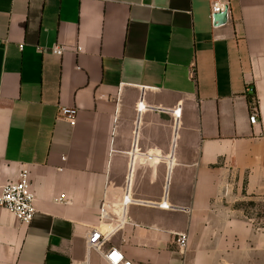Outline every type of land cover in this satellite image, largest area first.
Masks as SVG:
<instances>
[{
    "label": "crops",
    "instance_id": "0c3cea01",
    "mask_svg": "<svg viewBox=\"0 0 264 264\" xmlns=\"http://www.w3.org/2000/svg\"><path fill=\"white\" fill-rule=\"evenodd\" d=\"M23 169L37 210L23 223L0 208V264H108L88 233L128 192L105 249L264 264V227L222 204L231 184L264 195V0H0V183Z\"/></svg>",
    "mask_w": 264,
    "mask_h": 264
},
{
    "label": "built area",
    "instance_id": "2783aa9c",
    "mask_svg": "<svg viewBox=\"0 0 264 264\" xmlns=\"http://www.w3.org/2000/svg\"><path fill=\"white\" fill-rule=\"evenodd\" d=\"M229 6L224 2L213 1L211 17L215 24H218L215 15L221 12H227L228 18ZM52 51L55 54L62 55L64 48L62 46H55ZM251 91V88H248ZM143 102L139 103V109L145 108ZM178 119L181 116V107L170 110ZM78 110L76 107L61 106L59 109L58 117L68 120L71 124L76 123ZM251 124H256L260 120V112L256 102L253 103V108L249 117ZM60 202H66V194H61L58 198ZM131 195L126 193L120 203L118 212L114 211V204L111 203L106 197L102 201L101 222H106L105 225L93 227L87 237L89 249L98 251L108 264H137L117 247L109 245L106 249L105 246L111 237L118 231L124 224V217L126 207L130 202H133ZM156 205L164 208H169L170 205L166 200L156 203ZM0 208L7 209L13 213L21 222L30 223L36 213L35 194L32 190V182L30 171L23 169L20 173V178L16 182L0 183ZM175 244L181 250H185L188 246V236L186 234H178L175 237ZM77 264H88L87 262Z\"/></svg>",
    "mask_w": 264,
    "mask_h": 264
},
{
    "label": "rangeland",
    "instance_id": "374dc122",
    "mask_svg": "<svg viewBox=\"0 0 264 264\" xmlns=\"http://www.w3.org/2000/svg\"><path fill=\"white\" fill-rule=\"evenodd\" d=\"M222 204L237 210L241 217L250 219L255 228L264 227V195L249 193L240 186L231 184L229 193L223 196Z\"/></svg>",
    "mask_w": 264,
    "mask_h": 264
},
{
    "label": "water",
    "instance_id": "95a60500",
    "mask_svg": "<svg viewBox=\"0 0 264 264\" xmlns=\"http://www.w3.org/2000/svg\"><path fill=\"white\" fill-rule=\"evenodd\" d=\"M215 19L217 20L218 24H222L227 20V12H221L215 15Z\"/></svg>",
    "mask_w": 264,
    "mask_h": 264
}]
</instances>
